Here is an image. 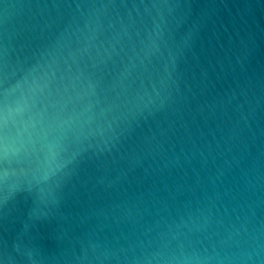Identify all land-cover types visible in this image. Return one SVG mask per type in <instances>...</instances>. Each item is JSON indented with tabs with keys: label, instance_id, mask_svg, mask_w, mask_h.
Segmentation results:
<instances>
[{
	"label": "water",
	"instance_id": "obj_1",
	"mask_svg": "<svg viewBox=\"0 0 264 264\" xmlns=\"http://www.w3.org/2000/svg\"><path fill=\"white\" fill-rule=\"evenodd\" d=\"M0 264H264V0H0Z\"/></svg>",
	"mask_w": 264,
	"mask_h": 264
}]
</instances>
